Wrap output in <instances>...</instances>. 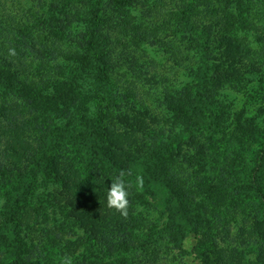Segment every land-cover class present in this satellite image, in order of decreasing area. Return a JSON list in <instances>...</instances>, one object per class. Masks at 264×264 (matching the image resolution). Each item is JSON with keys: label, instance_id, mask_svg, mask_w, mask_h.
<instances>
[{"label": "trees", "instance_id": "16d2710c", "mask_svg": "<svg viewBox=\"0 0 264 264\" xmlns=\"http://www.w3.org/2000/svg\"><path fill=\"white\" fill-rule=\"evenodd\" d=\"M235 1L152 0L150 5L140 7L137 5L138 0H29L34 6H41L48 14V17L36 14L37 21L31 31H23L26 23V20H22L23 15L18 14V17L8 10L0 17V199L5 191L3 186H10L7 190V208L3 211L0 208V264H24L21 251L8 235L14 227L20 229L27 224L29 216L18 212L24 211L22 207L25 203L18 207L15 204L22 196L30 193L28 191L32 190V184L42 180L61 185L67 191L68 198H77V201L81 198L83 211L91 209L93 214L112 224L110 230L100 232V242L93 246V261L87 264L165 262L164 256L169 245L167 240L164 239L161 251L153 237L141 235L136 229V224L129 217L133 211H129L127 218H122L106 206L111 179L124 171L127 173L126 180L128 169L141 157V140L155 139L154 132L149 131L145 136L142 131L146 119L152 121V124L156 123V127L163 116L152 115L137 108L123 90L108 83L107 75L113 70L123 69L130 75H138L139 83L147 92L155 93L163 86L165 88L168 85L167 78L150 72L149 67L143 63L142 56L138 54L141 45L159 49L172 62L173 68L193 71L192 76L196 79L194 86L197 89L201 84H206L209 78L207 70L214 64H223L229 68L236 65L250 66L248 62L252 58L243 47L238 46L240 38L225 34L226 37L217 31H228L237 24L233 18L240 2ZM259 4L264 11V0H259ZM136 6L140 9L136 10ZM240 22L242 26L251 25L248 17ZM55 34L63 35L65 47ZM258 42L261 44L264 41ZM227 48H237L239 55L233 53V61L216 59V51ZM10 49L15 50V55L9 54ZM182 53L196 57L199 55L192 64L195 67L184 66L187 59L182 57ZM77 56L86 60L90 58L93 65L77 63ZM249 83L242 88H246ZM190 85L182 84L177 96L172 99L167 96L170 94L161 93L163 100L158 107L170 113L168 116L172 117V132L178 130L185 133L189 120L195 118H188V113L193 110L188 108ZM236 87L222 90L237 93ZM115 93L118 97L110 103L114 104L111 103L117 111L115 116L119 128L132 133L124 139L114 136L110 127L101 128L97 119L88 120L86 111L84 113L80 109L89 100L82 102L81 96L88 98L97 94L106 99ZM184 97L185 104L180 99ZM171 107L176 108L172 109L174 114L169 111ZM74 115L82 116L83 123L95 130L99 128L103 135L109 136L112 149L107 150L103 146L96 132L93 134L89 129L70 127L61 121V118L71 120ZM238 117L233 118L234 124V119ZM249 123V120H245L238 124L243 126ZM233 128L232 133L236 130ZM160 130V134L168 136ZM87 142H91V145H87ZM191 142L192 146H196L194 140ZM68 144H82L86 147L87 163L83 165V172L66 152ZM93 144L102 149L97 150V146L93 149ZM155 147L159 148L160 144L155 143ZM134 154L138 156L137 159ZM172 154L175 156V153ZM218 158L215 157L213 167H205L208 179L226 195L237 196L242 188L233 185V182L237 185V179L230 174L229 164L219 166ZM102 161L113 171L107 181L100 179L102 171L98 173L94 167ZM145 171L148 172H145L144 178L149 182H161L165 178L157 171ZM196 179H199V174ZM9 183H14L13 186L17 183L20 188H11ZM252 186L249 187L252 191L261 190L259 185ZM143 190L150 195L151 201L161 203L151 197L152 193L148 189L143 187ZM51 193L57 195L59 192H48ZM162 209L157 224L159 226L153 235L158 232L164 234V231L170 229L176 244L179 241L177 237L185 230V227L179 226L183 219L175 213L171 215V208L166 204L162 205ZM257 214L264 215V212L259 208ZM201 215L200 210L190 214L192 218ZM193 226L188 221V228Z\"/></svg>", "mask_w": 264, "mask_h": 264}, {"label": "rangeland", "instance_id": "374dc122", "mask_svg": "<svg viewBox=\"0 0 264 264\" xmlns=\"http://www.w3.org/2000/svg\"><path fill=\"white\" fill-rule=\"evenodd\" d=\"M138 1L139 6H148L152 2ZM236 1L240 2L233 18L237 24L228 31H217L229 37L240 38L238 46L243 47L245 53H249L252 58L248 62L250 66L236 65L229 68L223 64H214L207 70L209 78L206 79V84H201L197 89L194 86L196 79L192 76L193 71L173 68L172 62L159 49L141 45L138 54L142 56L143 63L149 67L150 72L167 78L168 85L165 88L163 86L155 93H148L139 83L138 75H130L123 69L113 70L107 75L108 83L123 90L137 108L152 115L163 116L156 127V123L152 124V121L146 119L148 123L146 122L142 131L145 136L149 131L154 132L155 139L141 140V157L134 154L138 161L128 169L130 175L125 180L132 185L128 190L131 200L129 211H133V214L129 217L136 224V229L141 235L153 237L158 243V249H161L165 240L169 242L164 256L165 262L162 264H264V215L257 214L259 208L264 212V42H258L264 41V11L259 0ZM139 6L134 8L140 9ZM8 10L25 17L22 18L23 22L26 20L23 31H31L35 27L36 14H45L48 17L41 6H34L29 0H0V17ZM131 14L134 16L133 10ZM245 17L251 21L250 26L239 24ZM55 35L65 47L63 35ZM232 47L234 48V45ZM231 50L218 49L216 59L233 61V53H239L237 48L233 49V52ZM182 54V57L187 59L184 66L195 67L192 64L194 65L199 55L196 57L193 54ZM75 59L81 65H93L90 58L86 60L77 56ZM252 81L254 83L250 84ZM184 83L191 84L188 87V108L193 110L188 113V118H195L189 120L185 133L178 130L172 132V117L168 116L170 113L163 107H158L163 100L161 93L166 92L170 94L167 95L170 99L175 98ZM247 83L249 85L242 88ZM232 86H237V93L222 90ZM116 97V93L106 99L97 94L88 98L81 96L82 102L89 100L80 109L84 113L86 111L88 120L97 119L96 122L101 128L110 127L115 133L114 136L124 139L132 133L119 128L115 116L117 111L113 108L114 104L110 103ZM180 99L182 103L185 102V97ZM172 109L176 108L171 107V113ZM235 116H239V119L235 118L234 124ZM245 120L250 123L243 126L238 124ZM61 121L70 127L89 129L93 134L96 132L103 146L107 150L112 149L109 136L103 135L99 128L95 130L83 123L82 116L74 115L71 120L61 118ZM233 126L236 130L232 133ZM160 129L168 136L160 134ZM192 140L196 142V146H192ZM155 143H159L160 147L156 148ZM87 145H91V142H87ZM93 145L95 149L97 144ZM96 149L102 148L97 146ZM65 150L83 172V165L87 163L86 147L82 144H68ZM172 153H175V156ZM216 156L219 157V166L229 164L230 174L237 179V185L236 182H233V185L242 188L237 196L226 195L209 181L205 167H213ZM96 165L94 167L98 169V173L102 171L100 179L107 181L113 171L103 161ZM145 169L152 173L157 171L165 178L161 182H149L144 178L145 172H148ZM137 175L143 177V187L152 193L151 197L161 203H154L144 190L136 189ZM9 184L11 188H20L17 183L15 186L14 183ZM254 185H259L261 190L249 189ZM32 186V190L28 191L30 193L22 196L15 204L18 207L25 203L22 207L24 211L16 212L29 216V220L20 229L14 227L8 235L21 251L24 264H62L64 257H70L72 264L91 263L94 257L93 246L102 237L100 232L110 230L112 224L93 214L91 209L83 211L81 198L78 199L79 202L77 198H68L67 191L59 184L42 180ZM9 187L3 186L5 191L0 199L1 211L7 208ZM50 191L59 193L48 194ZM165 204L171 208V215L175 213L183 219L179 226L185 227V230L177 237L179 241L176 244L170 229L164 231V234L158 232L153 235L159 226L157 224L163 210L162 205ZM196 210H200L202 215L192 218L190 214ZM188 221L193 223V228H188Z\"/></svg>", "mask_w": 264, "mask_h": 264}, {"label": "clouds", "instance_id": "9594fccd", "mask_svg": "<svg viewBox=\"0 0 264 264\" xmlns=\"http://www.w3.org/2000/svg\"><path fill=\"white\" fill-rule=\"evenodd\" d=\"M10 55H15V50H9ZM130 175V173H128ZM126 173L120 171L118 175L111 179L110 188L106 194V206L118 213L122 218H127L129 215V188L132 186L131 183L125 182ZM144 180L143 177L137 175L135 178V187L137 190H143ZM62 264H72L70 257H64Z\"/></svg>", "mask_w": 264, "mask_h": 264}]
</instances>
